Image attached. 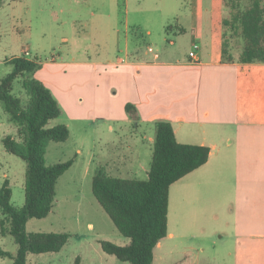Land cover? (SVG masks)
<instances>
[{
  "label": "crops",
  "instance_id": "0c3cea01",
  "mask_svg": "<svg viewBox=\"0 0 264 264\" xmlns=\"http://www.w3.org/2000/svg\"><path fill=\"white\" fill-rule=\"evenodd\" d=\"M97 1L111 8L118 0ZM222 6L224 0L191 1L188 11L166 26V32L174 27L177 34L190 35L197 44L195 58L189 56L192 49L150 55L149 45L141 54L126 29L123 58L83 57L75 51L70 57L36 59L41 66L33 76L60 108L54 125L64 124L69 138L71 126L79 129L70 169L81 157L83 180L107 165L117 144H125V128L126 177H147L159 120L171 123L178 142L209 148L203 165L169 187L167 234L154 248L153 263L162 264L169 242L172 252L182 247L185 254L193 247L191 239L202 238L223 247L231 264H264V63L222 61ZM141 11L137 4L134 18ZM93 19L107 29L114 24L111 11ZM126 105L132 106L130 111ZM86 133L90 140L84 139ZM138 141L147 143L144 154L139 146L145 144ZM9 174L3 173L8 182ZM171 195L179 201L174 224L169 223ZM200 244L204 252L207 246Z\"/></svg>",
  "mask_w": 264,
  "mask_h": 264
},
{
  "label": "rangeland",
  "instance_id": "374dc122",
  "mask_svg": "<svg viewBox=\"0 0 264 264\" xmlns=\"http://www.w3.org/2000/svg\"><path fill=\"white\" fill-rule=\"evenodd\" d=\"M191 1L199 2V0H128L126 4L125 0H118L110 8V6L101 7V1L97 0H0V79L12 69L8 59L24 55V50H28L31 58L39 60H45L53 54L70 57L68 54L75 51L83 57L90 55L92 58L96 56L123 58L126 50L123 36L126 29H129L130 42L139 44L141 54L147 49V45L150 46L148 48L150 55L158 53L166 56L167 51L173 54L179 51L187 53L189 49L193 50L194 45L190 35L177 34L174 27L166 32V26L175 23L177 14L187 12ZM137 4L142 11L134 18ZM159 8L162 9V13H159ZM110 11L114 15V24L108 23V29L106 23L93 21V17L100 12ZM221 11L224 17L230 18V8L222 6ZM135 22L139 23L135 24ZM113 28L116 30L112 31ZM147 30L151 33H146ZM225 30L229 52L233 59L237 60L243 46V39L239 34L233 33L230 26H227ZM21 79L14 82L13 93L21 99L22 103H25L29 96L21 84ZM58 121V118H54L46 127H52ZM16 129L17 125L11 121L10 114L0 102V185L5 180L3 173L9 170L11 201L14 205L21 206L24 203L26 163L8 153L1 141L6 135L19 139ZM119 133L122 131L119 130ZM123 133L125 134L122 140L125 144L119 145L116 142L114 150L109 153L107 165L102 164V170L113 176L126 177V128ZM79 134V129L71 126L68 140L50 142L48 146H52L49 150L48 146L46 149L49 151L48 156L47 158L44 156V160H47L46 165L72 158L75 162L73 141L80 136ZM91 137L87 133L84 135V139L90 140ZM113 137L115 140L120 138L117 134ZM134 138L139 139L138 136ZM137 143L142 144L139 141ZM144 144L141 147L138 145L142 154L147 147V143ZM81 166L82 158L79 157L78 162L58 178L55 186V200L48 215L44 218H29L25 225L29 233H67L69 235L67 242L58 252L29 254L27 264H75L76 258H78V264H130L100 249L98 244L100 239L124 245L128 243V238L116 229L97 202L92 193V179L81 178ZM139 177L143 178L141 174ZM177 214H179L178 195H171L169 223L176 222ZM3 218L4 215L0 210V220ZM89 224H92V227ZM189 242L193 247L185 254L181 253L182 247H176L172 252L171 242H169L165 247L162 264L174 262L176 264H231L223 247V249L219 245L212 247L202 238L191 239ZM200 243L207 246L204 252L199 249ZM16 250L17 245L11 235H2L0 232V251L8 253H0V264H13ZM156 253L157 251H155L154 259ZM153 264L158 263L154 260Z\"/></svg>",
  "mask_w": 264,
  "mask_h": 264
},
{
  "label": "trees",
  "instance_id": "16d2710c",
  "mask_svg": "<svg viewBox=\"0 0 264 264\" xmlns=\"http://www.w3.org/2000/svg\"><path fill=\"white\" fill-rule=\"evenodd\" d=\"M264 0H224L230 18L224 17L222 61H233L226 41L227 26L243 39L240 62L264 63ZM9 73L0 79V102L17 125L19 139L10 135L1 141L4 149L25 161L24 203L11 201L12 190L7 180L0 185V220L2 235H11L17 250L13 264H27L29 254L58 252L67 242L64 232H27L29 218H44L55 200L58 178L70 168L74 158L46 165L44 156L50 142H64L69 130L64 124L46 127L57 118L60 108L48 88L33 75L40 63L23 55L8 60ZM21 79L28 93L22 103L13 93V85ZM130 111L132 106L126 105ZM151 160L146 178L113 176L99 169L92 176L91 188L97 202L128 243L118 245L99 240L100 249L130 264H153L156 244L167 234L168 191L180 178L203 165L209 154L204 145L180 143L172 125L165 120L155 122ZM1 254H8L0 251ZM75 264H78L76 258Z\"/></svg>",
  "mask_w": 264,
  "mask_h": 264
},
{
  "label": "built area",
  "instance_id": "2783aa9c",
  "mask_svg": "<svg viewBox=\"0 0 264 264\" xmlns=\"http://www.w3.org/2000/svg\"><path fill=\"white\" fill-rule=\"evenodd\" d=\"M196 48H197V44H194V45H193V50L189 52V56H190V57L195 58V51H194V50H195ZM23 54H24L23 56L26 57V58H28V59L36 60L35 58H31V57H30V54H29L28 50H24V51H23Z\"/></svg>",
  "mask_w": 264,
  "mask_h": 264
}]
</instances>
